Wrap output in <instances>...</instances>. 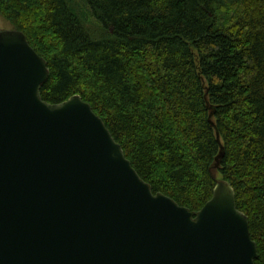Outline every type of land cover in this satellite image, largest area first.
Segmentation results:
<instances>
[{
	"label": "trees",
	"instance_id": "obj_1",
	"mask_svg": "<svg viewBox=\"0 0 264 264\" xmlns=\"http://www.w3.org/2000/svg\"><path fill=\"white\" fill-rule=\"evenodd\" d=\"M0 0L50 70L41 96L80 95L153 192L191 211L233 186L264 264V0ZM212 106L213 109L209 107Z\"/></svg>",
	"mask_w": 264,
	"mask_h": 264
},
{
	"label": "water",
	"instance_id": "obj_2",
	"mask_svg": "<svg viewBox=\"0 0 264 264\" xmlns=\"http://www.w3.org/2000/svg\"><path fill=\"white\" fill-rule=\"evenodd\" d=\"M49 76L23 31L0 29V264H256L249 218L216 174L214 111L216 185L191 211L153 192L80 95L43 100Z\"/></svg>",
	"mask_w": 264,
	"mask_h": 264
},
{
	"label": "rangeland",
	"instance_id": "obj_3",
	"mask_svg": "<svg viewBox=\"0 0 264 264\" xmlns=\"http://www.w3.org/2000/svg\"><path fill=\"white\" fill-rule=\"evenodd\" d=\"M73 4L74 6L77 8V10H79L80 12H84L86 13L85 11L86 10V7H84V3H83V0H73ZM88 12V11H87ZM89 13V12H88ZM87 14V13H86ZM87 19H88V24L92 27H97L98 24L95 20L94 17H92L90 14H87ZM10 28H13V26L6 20H4L1 16H0V29H10ZM220 177V176H219Z\"/></svg>",
	"mask_w": 264,
	"mask_h": 264
}]
</instances>
